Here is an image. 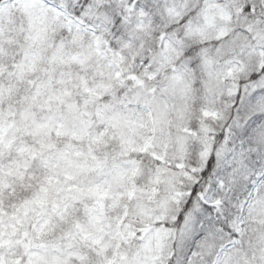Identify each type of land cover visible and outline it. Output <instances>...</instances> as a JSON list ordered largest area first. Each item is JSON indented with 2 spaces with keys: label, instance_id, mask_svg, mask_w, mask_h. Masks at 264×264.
Masks as SVG:
<instances>
[{
  "label": "snow or ice",
  "instance_id": "obj_1",
  "mask_svg": "<svg viewBox=\"0 0 264 264\" xmlns=\"http://www.w3.org/2000/svg\"><path fill=\"white\" fill-rule=\"evenodd\" d=\"M0 264H264V0H0Z\"/></svg>",
  "mask_w": 264,
  "mask_h": 264
}]
</instances>
